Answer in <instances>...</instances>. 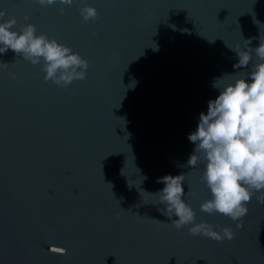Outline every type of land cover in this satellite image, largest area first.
Masks as SVG:
<instances>
[{
	"label": "water",
	"instance_id": "obj_1",
	"mask_svg": "<svg viewBox=\"0 0 264 264\" xmlns=\"http://www.w3.org/2000/svg\"><path fill=\"white\" fill-rule=\"evenodd\" d=\"M86 2L98 21H82L84 0L63 15L35 0H0L5 19L35 24L90 64L86 80L60 88L44 82L40 65L0 55L8 63L0 68V264H264V205L253 199L239 229L200 212L211 198L200 183L204 164L186 165L195 147L188 136L219 95L213 81L245 76L257 62L253 53L248 68H234L232 49L264 39V0ZM180 174L196 222L231 227L235 239L171 226L149 193Z\"/></svg>",
	"mask_w": 264,
	"mask_h": 264
},
{
	"label": "clouds",
	"instance_id": "obj_2",
	"mask_svg": "<svg viewBox=\"0 0 264 264\" xmlns=\"http://www.w3.org/2000/svg\"><path fill=\"white\" fill-rule=\"evenodd\" d=\"M35 3L42 9L59 6L63 15L65 8L74 5V0H35ZM78 11L85 24L100 19L97 9L89 6L86 0ZM6 15V11L0 10V55L11 50L31 65H40L44 82L60 88L86 80L90 67L87 59L54 38L37 34L35 24L23 23L17 27V19H5ZM23 19L27 22L31 17L25 15ZM254 39L259 40L256 48L249 47L251 40H245V50L239 46L232 49L238 58L234 68H248L253 53L257 62L251 64V70L245 76L236 72L213 81L212 87L219 91V95L208 101L207 114L200 113L196 130L188 136L195 147L186 165L195 169L203 162L200 183L211 194L210 199L200 204V212L223 215L238 229L243 227V219L248 215V205L253 199L264 205V39ZM7 67L8 63L0 62V68ZM226 75L232 78L231 82L217 87L216 82ZM12 78H16L15 74ZM157 182L164 187L149 194L158 197L159 204L164 205L161 214L171 220L172 227L177 230L187 228L193 237L219 243L235 239L231 227L196 222V212L184 199L185 174L167 175ZM187 195L195 197L196 193L188 192Z\"/></svg>",
	"mask_w": 264,
	"mask_h": 264
},
{
	"label": "snow or ice",
	"instance_id": "obj_3",
	"mask_svg": "<svg viewBox=\"0 0 264 264\" xmlns=\"http://www.w3.org/2000/svg\"><path fill=\"white\" fill-rule=\"evenodd\" d=\"M52 251H53V252H62V251H63V249H59V248H53V249H52Z\"/></svg>",
	"mask_w": 264,
	"mask_h": 264
}]
</instances>
